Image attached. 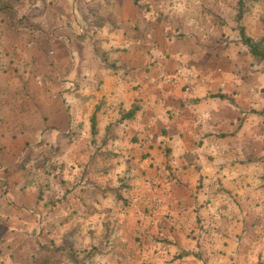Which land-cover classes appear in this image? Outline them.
Masks as SVG:
<instances>
[{"label": "crops", "instance_id": "1", "mask_svg": "<svg viewBox=\"0 0 264 264\" xmlns=\"http://www.w3.org/2000/svg\"><path fill=\"white\" fill-rule=\"evenodd\" d=\"M224 1L120 0L101 52L66 49L90 98H56L49 145L26 152L54 171L40 208L64 232H113L146 264H264V66L213 35Z\"/></svg>", "mask_w": 264, "mask_h": 264}, {"label": "rangeland", "instance_id": "2", "mask_svg": "<svg viewBox=\"0 0 264 264\" xmlns=\"http://www.w3.org/2000/svg\"><path fill=\"white\" fill-rule=\"evenodd\" d=\"M95 2L0 0V264H137L141 259L146 264L144 256L138 257L142 251L107 249L113 232L58 227L49 203L40 208L54 171L26 153L45 146V140L49 145L48 132L56 126L51 118L60 117L56 98H90L82 89L84 58L75 52L68 57L66 49L71 51L73 41L81 52L87 40L101 52L95 39L103 37L99 29L106 21L119 29L110 5L120 0ZM224 2L232 4V12L226 19L213 17V35L224 31L222 37H238L241 43L237 0ZM241 12L246 35L254 40L264 36V0H244ZM70 107L64 106L63 113H70Z\"/></svg>", "mask_w": 264, "mask_h": 264}, {"label": "trees", "instance_id": "3", "mask_svg": "<svg viewBox=\"0 0 264 264\" xmlns=\"http://www.w3.org/2000/svg\"><path fill=\"white\" fill-rule=\"evenodd\" d=\"M135 3H138V0H134ZM244 0H237L238 4V12L236 15V20L238 25V31H239V37L241 40V43L247 47L251 57L256 63H264V36H261L259 39L254 40L252 37H249L245 33V29L243 26L240 25V20L242 17L241 8L243 5ZM218 98L221 99H227L224 95H218ZM231 103H233L232 99H228ZM135 113L134 109H131L127 115L132 116ZM95 118L94 116L91 119V132L95 134ZM190 253L185 252L182 253L180 256L189 255Z\"/></svg>", "mask_w": 264, "mask_h": 264}]
</instances>
